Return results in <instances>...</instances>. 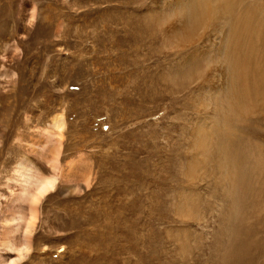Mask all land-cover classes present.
Masks as SVG:
<instances>
[{"label": "rangeland", "instance_id": "1", "mask_svg": "<svg viewBox=\"0 0 264 264\" xmlns=\"http://www.w3.org/2000/svg\"><path fill=\"white\" fill-rule=\"evenodd\" d=\"M155 5L0 0L3 256H16L1 247L2 222L18 189L14 169L25 155L53 163L58 153L62 177L42 203L34 250L21 264H264V210L256 215L245 203L248 217L225 227L226 201L211 175L188 187L181 172L195 116L186 96L195 80L189 84L181 69L170 77L182 57L165 47L150 21ZM61 114L60 134L52 124ZM241 130L251 140L236 141L245 158L264 146V117ZM33 142L43 153L32 150ZM185 188L195 202L191 217L176 210Z\"/></svg>", "mask_w": 264, "mask_h": 264}, {"label": "bare ground", "instance_id": "2", "mask_svg": "<svg viewBox=\"0 0 264 264\" xmlns=\"http://www.w3.org/2000/svg\"><path fill=\"white\" fill-rule=\"evenodd\" d=\"M148 17L161 31L165 47L181 54L170 77H176L181 69L189 84L195 80L186 96L195 116L184 137L189 142L181 168L188 187L209 180L211 175L226 201L225 227L248 217L245 203L251 202L250 210L261 215L264 146L256 144L244 153L245 146L241 148L236 141H251L243 140L241 127L264 117V0H156ZM63 29L60 21L57 34ZM2 75H7L6 69ZM16 97L15 110L22 105L20 95ZM52 126L61 134L66 128L64 114L56 116ZM30 145L36 153L44 148L39 142ZM32 155L23 156L14 169L11 181L18 189L11 192L2 222L1 247L16 256L0 254V264H21L32 253L40 208L62 177L58 153L53 163L45 162L43 154ZM70 176H75L71 170ZM74 187L78 191L83 184ZM185 190L179 192L176 210L191 217L195 202Z\"/></svg>", "mask_w": 264, "mask_h": 264}]
</instances>
